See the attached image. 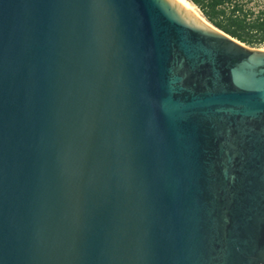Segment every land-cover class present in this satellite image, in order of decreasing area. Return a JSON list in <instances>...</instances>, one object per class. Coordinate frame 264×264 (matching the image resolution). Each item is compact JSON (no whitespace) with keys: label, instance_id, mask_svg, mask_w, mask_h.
<instances>
[{"label":"water","instance_id":"water-1","mask_svg":"<svg viewBox=\"0 0 264 264\" xmlns=\"http://www.w3.org/2000/svg\"><path fill=\"white\" fill-rule=\"evenodd\" d=\"M204 19L0 0V264H264V49Z\"/></svg>","mask_w":264,"mask_h":264},{"label":"trees","instance_id":"trees-1","mask_svg":"<svg viewBox=\"0 0 264 264\" xmlns=\"http://www.w3.org/2000/svg\"><path fill=\"white\" fill-rule=\"evenodd\" d=\"M201 11V15L213 26L229 34L240 42L251 46L264 44V6L256 13L243 9V3L234 2L233 9L221 7L230 0H187ZM238 10V14L234 12ZM249 14L250 18H247Z\"/></svg>","mask_w":264,"mask_h":264},{"label":"built area","instance_id":"built-area-1","mask_svg":"<svg viewBox=\"0 0 264 264\" xmlns=\"http://www.w3.org/2000/svg\"><path fill=\"white\" fill-rule=\"evenodd\" d=\"M234 2H241L243 3V9L250 10L254 13H256L260 8H263L264 6V0H230V1H225L223 4H221V7L226 10L227 12L233 9V4ZM195 6V5H194ZM196 7V6H195ZM196 9L201 13L199 8L196 7ZM238 10L234 12V15L238 14ZM247 18H250L249 14H247Z\"/></svg>","mask_w":264,"mask_h":264},{"label":"bare ground","instance_id":"bare-ground-1","mask_svg":"<svg viewBox=\"0 0 264 264\" xmlns=\"http://www.w3.org/2000/svg\"><path fill=\"white\" fill-rule=\"evenodd\" d=\"M182 2H185L191 9H193L202 19H204L198 12V10H196V7L194 5H192L189 1L187 0H180ZM205 20V19H204ZM206 21V20H205Z\"/></svg>","mask_w":264,"mask_h":264},{"label":"rangeland","instance_id":"rangeland-1","mask_svg":"<svg viewBox=\"0 0 264 264\" xmlns=\"http://www.w3.org/2000/svg\"><path fill=\"white\" fill-rule=\"evenodd\" d=\"M197 10V9H196ZM199 12V11H198ZM199 14L201 15V13L199 12ZM202 16V15H201ZM256 48H261L264 49V44L260 45V46H255Z\"/></svg>","mask_w":264,"mask_h":264}]
</instances>
